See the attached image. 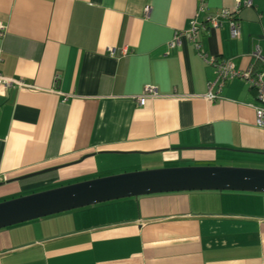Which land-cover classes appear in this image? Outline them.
<instances>
[{
  "label": "crops",
  "instance_id": "0c3cea01",
  "mask_svg": "<svg viewBox=\"0 0 264 264\" xmlns=\"http://www.w3.org/2000/svg\"><path fill=\"white\" fill-rule=\"evenodd\" d=\"M248 1L0 0V76L32 89L0 85V202L161 169L264 170L253 89L235 80L211 101L215 70L185 36L198 24L208 59L246 71L264 0L239 11V41L208 19ZM147 86L157 97L140 107ZM0 264H264V195H157L27 223L0 231Z\"/></svg>",
  "mask_w": 264,
  "mask_h": 264
},
{
  "label": "water",
  "instance_id": "95a60500",
  "mask_svg": "<svg viewBox=\"0 0 264 264\" xmlns=\"http://www.w3.org/2000/svg\"><path fill=\"white\" fill-rule=\"evenodd\" d=\"M56 170H47L19 180L42 176ZM193 192L264 195V170L173 168L69 185L1 203L0 231L107 203Z\"/></svg>",
  "mask_w": 264,
  "mask_h": 264
},
{
  "label": "built area",
  "instance_id": "2783aa9c",
  "mask_svg": "<svg viewBox=\"0 0 264 264\" xmlns=\"http://www.w3.org/2000/svg\"><path fill=\"white\" fill-rule=\"evenodd\" d=\"M206 0H198L199 2V13H205V9L203 8V4ZM252 6L251 0L247 3H238L234 13H229L228 11H219L214 16H210L208 19V24L212 30H220L223 28L224 24H227L229 27V35L232 41H239L242 39L240 24L238 22L239 11L243 7L250 8ZM147 17H149L150 12L146 11ZM200 31V26L198 24L193 23L192 29L190 32L185 33L187 39L192 42L196 51L201 57L202 60L206 61L207 64L214 68L216 74V80L214 83L209 85V99L211 101L215 100L222 89H224L228 83H232L235 80L245 81L250 85L255 93L256 105L249 106L254 110L256 115V125L258 128L264 130V50L258 46H253L251 48L249 56L252 59V64L246 71H240L232 61L225 60H217L215 58H210L202 53L201 48L197 42L198 33ZM5 35V28L0 23V39H2ZM169 48L172 50H180L181 49V35L176 33L173 41L169 44ZM111 57H115V51H109ZM125 55V52L123 53ZM60 83V77L55 79L54 86L57 87ZM0 85L6 88H14L17 87L21 90L29 89L26 84L22 81H14L7 80L0 76ZM218 87L219 93L213 94L214 88ZM30 90H32L30 88ZM157 91L155 88L151 86L145 87L144 95L138 101V105L140 107L145 106L147 98H156ZM66 100V99H65ZM0 181L5 182L6 177H2Z\"/></svg>",
  "mask_w": 264,
  "mask_h": 264
},
{
  "label": "trees",
  "instance_id": "16d2710c",
  "mask_svg": "<svg viewBox=\"0 0 264 264\" xmlns=\"http://www.w3.org/2000/svg\"><path fill=\"white\" fill-rule=\"evenodd\" d=\"M54 175V173H52ZM52 174H48V175H43V176H39V177H34V178H29V179H25L24 181H22L23 184H27V185H35L40 183L41 180H46L48 177L52 176ZM37 193L35 192H31L30 194H35ZM29 195V194H28Z\"/></svg>",
  "mask_w": 264,
  "mask_h": 264
},
{
  "label": "rangeland",
  "instance_id": "374dc122",
  "mask_svg": "<svg viewBox=\"0 0 264 264\" xmlns=\"http://www.w3.org/2000/svg\"><path fill=\"white\" fill-rule=\"evenodd\" d=\"M263 159H264V157H263ZM259 166H261L262 167V165H259ZM218 167V166H217ZM223 168H225V167H223ZM251 168H253L252 170H259V169H254V167H251ZM263 168H264V163H263ZM240 169H245V168H240ZM246 169H250V168H246ZM39 193V192H38ZM36 194V193H35ZM21 197V196H20ZM20 197H18V198H20ZM17 199V198H16ZM11 200H13V199H11ZM8 201H10L9 199L7 200V201H2V202H0V204L1 203H4V202H8ZM55 217V216H54Z\"/></svg>",
  "mask_w": 264,
  "mask_h": 264
}]
</instances>
